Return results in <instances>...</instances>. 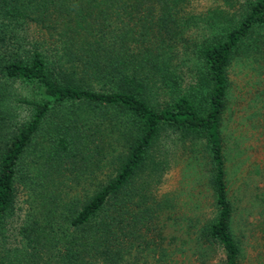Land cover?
Listing matches in <instances>:
<instances>
[{"label":"trees","instance_id":"trees-1","mask_svg":"<svg viewBox=\"0 0 264 264\" xmlns=\"http://www.w3.org/2000/svg\"><path fill=\"white\" fill-rule=\"evenodd\" d=\"M192 1L0 0V264H172L183 223L242 264V202L264 238V120L250 146V118L228 115L264 0ZM177 165L195 218L164 189Z\"/></svg>","mask_w":264,"mask_h":264},{"label":"rangeland","instance_id":"rangeland-1","mask_svg":"<svg viewBox=\"0 0 264 264\" xmlns=\"http://www.w3.org/2000/svg\"><path fill=\"white\" fill-rule=\"evenodd\" d=\"M247 1L249 0H193L190 10L196 15L219 6L234 11L238 8H243L242 6L247 4ZM251 1L252 0H250V2ZM259 54L256 60L251 56V52L250 59L247 57L237 58L232 65L230 73L234 92L230 104L231 110L228 115L230 119L236 116V114L239 115V118H244V120H249L250 118V140L248 141L250 146L257 143L253 137L256 132L260 130L264 120V50H260ZM244 100L250 102L245 103ZM239 101H241L240 104ZM234 120H236V118H234ZM260 121L262 122L259 123ZM246 123L247 122L243 121L240 125V127H242L240 129L244 132L248 130ZM181 166L177 165V169L171 171L170 177L164 185V189L170 198H173L175 202L178 201V206L175 210L177 215L184 217L192 216L195 218L197 217V215H195L197 212L195 206L198 200L196 197L189 196L191 190V187L188 186L189 180L187 178V180H185V178H182V176L177 173L176 170L178 169L182 172L184 165ZM255 179L256 177L250 176V203L253 202V195L256 191ZM239 192L240 197L242 195L241 190H238L237 194H239ZM246 196L249 197V193ZM253 203L250 206L249 216L247 215L249 209L247 210L246 207L244 209L245 203H240L241 205L236 212L233 223V231L237 237H240L242 242V264H264V238L256 224V220L260 217L259 211L261 207ZM166 234L169 238H174L172 241L173 246L179 244L178 246L184 250L182 253L178 251L172 255L171 258L175 260L172 264H222L223 253L221 250L206 252V245H201V242H197L195 234H188L186 231V223H183L182 226L180 224H174ZM142 254L143 258L147 259V264H154L157 258L156 252L150 249Z\"/></svg>","mask_w":264,"mask_h":264}]
</instances>
